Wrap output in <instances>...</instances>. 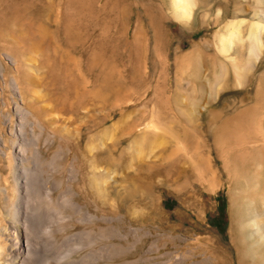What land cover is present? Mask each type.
I'll return each mask as SVG.
<instances>
[{
  "label": "rangeland",
  "instance_id": "1",
  "mask_svg": "<svg viewBox=\"0 0 264 264\" xmlns=\"http://www.w3.org/2000/svg\"><path fill=\"white\" fill-rule=\"evenodd\" d=\"M176 1L0 0V264H253L264 0Z\"/></svg>",
  "mask_w": 264,
  "mask_h": 264
},
{
  "label": "bare ground",
  "instance_id": "2",
  "mask_svg": "<svg viewBox=\"0 0 264 264\" xmlns=\"http://www.w3.org/2000/svg\"><path fill=\"white\" fill-rule=\"evenodd\" d=\"M176 2L178 3L180 1L177 0ZM183 13L187 14L189 12H187L186 9L185 10L183 9ZM261 29H263L261 25H256L250 31V38L253 39L257 43L256 45H258V43L260 42L258 32ZM262 150L264 151V149ZM254 167H257L259 169V173H264V162ZM81 176L84 178L85 174L81 173ZM254 186H255V189L252 195L253 197H255L254 200L264 201V179L262 180V178L259 179V177H256V185L254 184ZM256 204L258 203H256L252 199H250L249 203L242 202L238 207L239 210L238 211L236 210L235 221H236V228L240 227L242 231H244L242 233H239V237H243L244 239L247 240L248 242L247 243L248 245L247 255L250 259L251 258L253 259L252 263L253 264H257V263L264 264V220H260L261 217L264 216V210L260 208V206L257 207ZM259 204L261 205V203ZM251 223H254L253 227H249L251 226ZM37 226H38V223L34 225V227H37ZM236 237L238 238L237 233H236ZM255 252L261 255L262 262L260 261L257 262L255 255L252 256ZM242 259L244 260L245 257L242 256ZM36 260L37 259L33 261L36 262Z\"/></svg>",
  "mask_w": 264,
  "mask_h": 264
}]
</instances>
